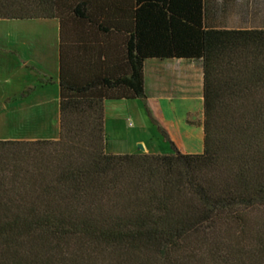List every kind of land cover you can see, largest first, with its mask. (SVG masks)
I'll return each mask as SVG.
<instances>
[{"label":"trees","instance_id":"trees-1","mask_svg":"<svg viewBox=\"0 0 264 264\" xmlns=\"http://www.w3.org/2000/svg\"><path fill=\"white\" fill-rule=\"evenodd\" d=\"M120 58L57 47L55 140H0V264H264V29H205L201 0H131ZM96 0H0V20H87ZM104 32V31H102ZM201 70V150L106 154L102 101L144 59Z\"/></svg>","mask_w":264,"mask_h":264},{"label":"crops","instance_id":"crops-1","mask_svg":"<svg viewBox=\"0 0 264 264\" xmlns=\"http://www.w3.org/2000/svg\"><path fill=\"white\" fill-rule=\"evenodd\" d=\"M131 0H96L86 10L87 20L55 19V82L59 41L73 48L75 72L85 76V65L120 58L125 35L132 29ZM205 29H264V0H201ZM104 31V32H102ZM27 61H22L25 66ZM45 73V71L42 70ZM42 73V78L46 75ZM142 99L102 101L103 150L106 154H167L160 142L163 131L178 152L201 150V70L199 63L185 59H144L141 63ZM44 86V85H43ZM26 92V91H25ZM29 92L22 95L28 97ZM21 98V99H22ZM26 101V100H25ZM21 102V104L25 103ZM43 104V103H42ZM57 106V85H56ZM166 144V143H165ZM142 147V151L137 148ZM167 145V144H166Z\"/></svg>","mask_w":264,"mask_h":264},{"label":"rangeland","instance_id":"rangeland-1","mask_svg":"<svg viewBox=\"0 0 264 264\" xmlns=\"http://www.w3.org/2000/svg\"><path fill=\"white\" fill-rule=\"evenodd\" d=\"M53 25V21L0 20V140L56 139ZM22 61L28 63L23 66ZM27 91L28 97L22 98Z\"/></svg>","mask_w":264,"mask_h":264},{"label":"water","instance_id":"water-1","mask_svg":"<svg viewBox=\"0 0 264 264\" xmlns=\"http://www.w3.org/2000/svg\"><path fill=\"white\" fill-rule=\"evenodd\" d=\"M137 148L142 151V147L140 145H137Z\"/></svg>","mask_w":264,"mask_h":264}]
</instances>
